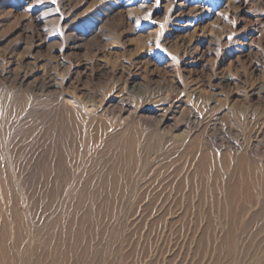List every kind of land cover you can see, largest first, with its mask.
Returning <instances> with one entry per match:
<instances>
[{"label": "rangeland", "instance_id": "1", "mask_svg": "<svg viewBox=\"0 0 264 264\" xmlns=\"http://www.w3.org/2000/svg\"><path fill=\"white\" fill-rule=\"evenodd\" d=\"M0 264H264V0H0Z\"/></svg>", "mask_w": 264, "mask_h": 264}, {"label": "bare ground", "instance_id": "2", "mask_svg": "<svg viewBox=\"0 0 264 264\" xmlns=\"http://www.w3.org/2000/svg\"><path fill=\"white\" fill-rule=\"evenodd\" d=\"M252 146V145H251Z\"/></svg>", "mask_w": 264, "mask_h": 264}]
</instances>
